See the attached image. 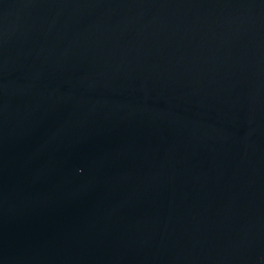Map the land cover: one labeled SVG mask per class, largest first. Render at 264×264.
Wrapping results in <instances>:
<instances>
[{"label":"water","instance_id":"95a60500","mask_svg":"<svg viewBox=\"0 0 264 264\" xmlns=\"http://www.w3.org/2000/svg\"><path fill=\"white\" fill-rule=\"evenodd\" d=\"M0 264H264V0H0Z\"/></svg>","mask_w":264,"mask_h":264}]
</instances>
